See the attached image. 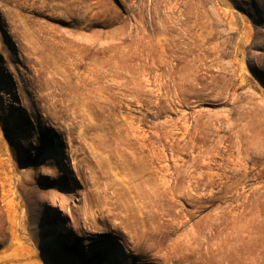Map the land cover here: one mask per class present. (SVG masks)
Listing matches in <instances>:
<instances>
[{
  "label": "rangeland",
  "instance_id": "rangeland-1",
  "mask_svg": "<svg viewBox=\"0 0 264 264\" xmlns=\"http://www.w3.org/2000/svg\"><path fill=\"white\" fill-rule=\"evenodd\" d=\"M0 264H264V0H0Z\"/></svg>",
  "mask_w": 264,
  "mask_h": 264
},
{
  "label": "bare ground",
  "instance_id": "bare-ground-1",
  "mask_svg": "<svg viewBox=\"0 0 264 264\" xmlns=\"http://www.w3.org/2000/svg\"><path fill=\"white\" fill-rule=\"evenodd\" d=\"M9 186H10V185H9ZM9 188H10V187H9ZM11 200H12V199H11ZM11 200H9V205L11 204ZM11 205H12V204H11ZM11 205H10V206H11ZM11 208H12V207H11Z\"/></svg>",
  "mask_w": 264,
  "mask_h": 264
}]
</instances>
